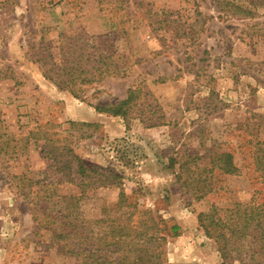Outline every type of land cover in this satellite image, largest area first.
Wrapping results in <instances>:
<instances>
[{
	"label": "rangeland",
	"instance_id": "374dc122",
	"mask_svg": "<svg viewBox=\"0 0 264 264\" xmlns=\"http://www.w3.org/2000/svg\"><path fill=\"white\" fill-rule=\"evenodd\" d=\"M80 34L90 59L104 50L113 67L126 70L85 85L75 99L43 77L36 51L42 36L65 47ZM130 91L126 120L114 117L128 133L106 132L102 122L113 116L95 107L116 105ZM68 110L98 119H70ZM6 131L30 137V150L13 153L25 141L0 138V264H79L56 253L47 258L39 246L49 237L38 210L52 188L43 186L62 180L58 193L80 195L71 182L79 181L75 163L58 170L72 155L121 178L98 182L97 171L86 188L84 216L95 230L102 206H115L123 192L180 227L162 264H222L198 214L253 196L264 204V0H0V134ZM47 141L72 153L50 150L45 158L39 149ZM216 154L230 155L239 172L211 170ZM113 182L119 185L110 188ZM203 183L210 191L196 199ZM232 258L249 264L236 252Z\"/></svg>",
	"mask_w": 264,
	"mask_h": 264
},
{
	"label": "trees",
	"instance_id": "16d2710c",
	"mask_svg": "<svg viewBox=\"0 0 264 264\" xmlns=\"http://www.w3.org/2000/svg\"><path fill=\"white\" fill-rule=\"evenodd\" d=\"M84 36L80 34L70 38V43L65 47L53 46L52 41L45 42L42 36L36 51L38 62H41L43 67V77L53 82L59 90L69 92L75 99L82 98L85 85L100 82L107 76L124 75L126 70L125 66L113 67L114 61H110L111 55L104 50L99 51V54L96 53L93 59L85 55L84 50L89 44L87 40L82 39ZM119 57L123 58V56ZM88 61L92 62V67L86 65ZM132 95L133 91H130L129 96L116 105L95 108L99 113L126 120L128 106L133 100ZM1 137L6 138L8 143L22 139L25 141L24 146L23 144L19 148L13 146V153H18L21 149L28 153L30 150L28 136L6 131L0 134ZM46 139L50 143L51 139ZM48 141L41 145L40 149L38 144L34 143L37 145L36 149H39L45 158H52L53 153L50 150L58 152L62 149L64 153H72V149L67 144L49 148ZM56 141L66 142V139ZM216 157L218 162L211 161L213 165L211 170L218 168L228 175H236L239 172L230 155L216 154ZM72 163L76 165L74 176H78L79 181L71 180V182L81 188L80 195L66 197L58 193L55 186L63 183L62 180L43 186L45 191L52 188L51 193L45 198L42 197L46 206L38 210L43 212L45 219L43 225L49 235L45 246L43 245L45 242L39 244L43 254H47V258L52 253L66 258L73 257L75 263L79 264H162L168 238L176 236L180 227L176 224L167 226L165 220H158L149 209H140L136 202L129 201L130 198L121 192L115 206H102V218L96 221L102 224V228L95 230L92 223L84 216L85 204L82 200L86 188L90 185L93 187L92 181L97 171L100 176L98 182L111 183L115 180L120 182L121 178L115 170L97 165L88 166L74 155L71 160L62 162V168L58 170H70ZM180 176L179 174L178 177ZM114 182L110 184V188L119 185ZM198 189L200 194L196 199H201L210 191L207 190L205 183ZM36 205L41 206L39 203ZM33 220L38 221L34 230V234H38L42 224L38 216H34ZM198 221L205 235L218 245L222 264H231L233 252H236L241 261L246 257L249 264H264V204L258 202L255 196L247 202L235 203L232 208L219 209L212 206L208 211L198 214Z\"/></svg>",
	"mask_w": 264,
	"mask_h": 264
},
{
	"label": "crops",
	"instance_id": "0c3cea01",
	"mask_svg": "<svg viewBox=\"0 0 264 264\" xmlns=\"http://www.w3.org/2000/svg\"><path fill=\"white\" fill-rule=\"evenodd\" d=\"M126 99V97H125ZM124 100V99H123ZM69 104H67V106L70 108L72 103L70 100H69ZM69 114H67V117H69L70 119H74V120H77V121H93V120H97V116L96 114H94L93 112H90V114H88V117L89 118H92L91 120H89L88 118H75V117H72L70 114L71 112L68 110ZM69 115V116H68ZM94 118V119H93ZM88 119V120H87ZM104 124V130L106 132H109V133H118V136H124V134L126 135L128 132L126 130V128H121L120 125H116L115 124V118L112 117V120H107V121H103L102 122Z\"/></svg>",
	"mask_w": 264,
	"mask_h": 264
}]
</instances>
